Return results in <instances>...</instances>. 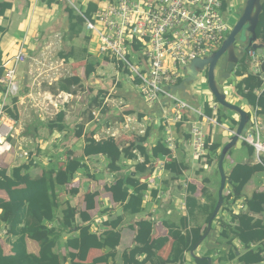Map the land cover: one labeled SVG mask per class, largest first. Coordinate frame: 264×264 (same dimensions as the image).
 Segmentation results:
<instances>
[{"label":"crops","instance_id":"obj_1","mask_svg":"<svg viewBox=\"0 0 264 264\" xmlns=\"http://www.w3.org/2000/svg\"><path fill=\"white\" fill-rule=\"evenodd\" d=\"M35 1L36 4H42L33 6L32 0H0L2 3L6 2L12 5L11 9L4 16L0 17V48L3 52V60L13 59L21 46L19 43L25 40L31 44L29 49H27L29 58L26 63L31 62L36 66H40L38 64H41L45 57H49V60L50 58L52 59V64H46L47 70L44 71L45 82L49 84L47 85L48 88L40 90L38 89L39 87L37 88L33 85L32 76L35 75L32 68L33 64H30V67L28 66L29 64H26L23 70L18 68V75L21 79L18 97L9 96L6 101L4 99V95H7L6 92L0 94V110L3 106L5 108L15 107L18 116V120H16L17 132L13 139L14 148L11 152L0 156V170L6 171L10 176L15 168L30 165L28 172L35 179L43 176L50 168L55 169L56 173L54 176L59 185L57 194L60 207L56 212V219L53 222L44 223L41 232L28 234L25 237L24 243L27 253L38 256L41 251L40 243L46 237V232L56 229L61 232V235L56 248L52 252L59 257L60 264H164L172 256L175 257L177 252L172 253L173 239L168 236L169 231L164 224L165 222L175 225V229H179L182 233L192 231V229L201 228L204 230L207 228L208 214L215 200H218L221 186L215 173L217 166L219 167L220 159H218L217 155H219L220 150L217 155H212L209 149L208 157H205L206 161L204 159L201 161L195 159L189 135L190 126L188 124H180L171 128L172 132L177 136L175 139L180 142L175 154L170 153L166 155L162 152L155 155L154 149H158V143L162 144L165 149H168L165 143L166 124L164 120L165 112L169 108L167 101L148 102L139 93L135 80L128 75L123 74L118 80L112 79L110 81L99 78L100 75L105 76L102 68H105V70L111 68L113 70V66L105 64L103 58L100 57L97 45H95L93 37L86 28H83L80 35L72 37L69 31V13L66 7L55 10V5L52 4L50 6V2L48 3L47 0L45 2ZM221 1H223L225 8L224 18L226 19L228 16L227 11L230 10L234 2L245 6L247 0ZM32 6L34 7V11L36 8L40 9L41 16H47L49 12L51 16H59L61 19L57 22L53 19L47 22L45 35H43V28L40 27V23L37 25V27H40V32L36 28L34 34H31L34 14L31 15L30 19L28 18L31 14ZM61 11H63L62 14ZM60 30L64 33V37L62 36V38L59 34ZM47 50L50 52H46ZM72 51H75L77 55L72 56ZM236 51L240 58L239 63L244 57V53L247 54L248 70L243 76L238 77L236 75L238 63L233 71L235 77L234 83L220 78L221 86L219 88L227 97H232V95L234 96L237 93L236 85L244 80L243 89L248 95L247 98L242 97L239 100H234L231 104L240 107L249 115L247 127L251 124L252 120H260L264 126V115L261 112L264 110V85L261 89H255L246 82L249 75L259 76L264 81V70L261 67V73L255 74L254 68L248 58L249 51L246 52L244 46L239 50L236 49ZM260 57L264 60L263 55H260ZM88 62L94 66L95 71L87 77L86 65ZM36 73H38V78L43 77V73H40L39 70ZM201 74L206 75V80L203 83L191 86L192 89H189V93L193 97L186 98L182 93L180 95L182 98H186L185 100L191 102L197 109H202L206 115L207 110H211V115L207 116L213 118V120L217 119L216 123L203 122L207 140L211 141V143L218 142L213 139V128L217 127V125L226 127V135L222 138V143L225 147L234 136L233 133L236 134L240 123V116L236 112L228 114L227 112L231 110L221 105L223 109H220L216 100L214 99L213 101L209 95H195L192 93L193 91L203 92L205 88L209 89L207 73L203 72ZM73 76L79 77L81 83L79 86L73 88V94L68 93L73 96L70 102L60 107L57 111H55L54 107H50L51 116L39 112L34 100L41 99L42 93L52 94L59 91V81ZM111 76L113 74L110 75L109 73L107 79H110ZM2 78H0V83ZM186 78L185 73L182 81ZM226 82H229V84H226ZM49 87H52V89ZM101 92L107 95L104 97L100 96ZM85 95L88 100L87 104L84 105L79 103V101L85 99ZM251 95L256 96V106L253 107L249 102L251 101ZM14 98H17L16 103L12 101ZM92 98H98V101L91 107L89 103ZM61 112L65 113L63 123L66 129L63 131L56 129L51 131L46 125L47 122L56 121ZM221 113H224L226 118L222 119L219 123L218 116ZM32 115L35 117H32ZM44 116L47 117L44 118ZM35 118L38 121H35ZM185 118L188 122L201 121L191 111L185 113ZM234 119L235 123H231L230 121ZM80 126H83V136L77 138L75 131ZM69 133H72V136H69ZM92 136L96 140L109 137L114 138L121 149H126L138 155L139 162H143L145 159L138 148L142 146L146 149V153L151 157L148 170L136 178H139L148 185V192L146 193L144 203L145 210L147 207H152V205L159 206L160 212L158 214L149 215L148 208L144 216L143 213L136 217L124 216L122 208L113 202L111 194L108 193L110 196L106 194L105 184L106 182L109 184L113 183L116 174L112 175L109 172L107 169L108 162L101 155L90 158L85 157L82 163L86 169H80L71 181L66 182L65 167L68 160L83 158L85 141ZM239 143H241L240 150L238 149ZM74 145H78L76 150H74ZM244 145H247V148ZM248 147L251 146L242 141L240 137L236 146L229 151L225 158L226 160L229 157L231 162L228 171H226L224 165L225 174L228 179L232 169L238 164H246L251 167L261 165L264 167V165L256 163L254 148L252 147L254 150L252 156L249 153ZM191 155L193 159H191ZM174 160L178 164L185 166L182 174L172 173L165 168L168 163ZM31 161H33L32 165ZM124 164H128V166L134 168L135 162L124 160L122 166ZM123 169V175H129L135 170L124 166ZM228 182L223 194V207L213 222L212 231L208 236L209 242L207 248L193 249L191 252H185L178 264H197V259H210L212 264H243L239 258L247 252V249L243 248V244H238L237 240L233 241V243L238 249L226 248L225 244L228 242V235L223 224L237 226L238 223L232 220L231 213L234 212L236 215L241 214L247 210L245 207L246 199L264 195V171L257 172L252 176L251 180L243 188L242 197L236 201H233L232 198L228 199V196L232 192ZM73 189L77 190L78 194L72 195L71 191ZM94 191H99V197L96 199L95 209L89 211L91 221L85 225L80 217V213L86 209L85 196ZM152 191H157L156 198L151 197ZM188 198L195 199L198 204L192 216L190 215L191 206L189 205L191 204H188ZM0 201H9L7 193L3 190H0ZM68 204L76 209L75 231L64 230L61 227L63 211ZM182 205H185L184 210H181ZM199 208L202 210L199 211ZM1 213L2 210L0 209V215ZM122 215L124 219L121 220V225L117 228L121 234V243L117 249H103L94 246L96 248L89 249L87 258L84 260L82 258L85 252L84 249H77L71 245L70 242L73 239L79 238L84 229L87 230L90 236L100 235L106 229H112L109 224L116 221L119 217L123 218ZM111 217L112 219H110ZM253 217L264 222V213L253 215ZM149 218L155 221L152 233L153 238L169 237V242L163 249H133L137 232L136 223L142 219ZM17 240L18 238L8 235L5 224H0V250L4 257L13 256L15 252H22V249H14ZM260 244H251L250 247L253 249L250 250H262L258 249ZM217 246L218 249H215ZM232 251L235 252L236 257L230 261L229 257ZM210 252L211 254L208 255ZM262 256L264 257V252ZM260 264H264V262Z\"/></svg>","mask_w":264,"mask_h":264},{"label":"trees","instance_id":"obj_2","mask_svg":"<svg viewBox=\"0 0 264 264\" xmlns=\"http://www.w3.org/2000/svg\"><path fill=\"white\" fill-rule=\"evenodd\" d=\"M51 6L58 0H47ZM263 12L260 16V21L256 29L258 38L264 36V1H263ZM12 7L11 3L1 2V12L0 17L4 16L5 13ZM99 6L98 3L90 1L87 4L86 9L77 10L74 8H67L69 13L70 22V35H80L85 27L86 20L94 22V14L97 12ZM264 38V37H263ZM264 43V40H261ZM250 50V47H246V52ZM244 57L240 60L237 76H243L248 70V60L247 54L244 53ZM77 55V53L72 51V56ZM5 63L3 60V52L0 48V78L5 75ZM95 71L94 66L91 63L86 65V76L88 77ZM250 86L255 89H261L264 85V81L259 76L249 75L246 79ZM138 83V79H135ZM244 80L236 85L237 93L243 97L247 98V94L243 89ZM81 79L79 77L73 76L65 78L59 81L58 89L61 92L72 93L73 88L79 86ZM6 92L5 86L0 83V94ZM100 96H106L104 92L99 94ZM13 103L17 102V98L12 100ZM98 101V98L90 99L89 106H93ZM250 105L256 106V96L251 95ZM6 112L15 120H18L17 110L14 108H5ZM264 115V110L261 111ZM207 115H211V110H207ZM65 113L61 112L56 121L47 122V127L52 131L54 129L63 131L66 129L64 122ZM226 118L224 113L218 116V122L220 123L222 119ZM75 135L77 138L83 136V126H80L76 131ZM208 142H211L208 140ZM245 147L247 145H244ZM222 148V143H212L209 147L211 154H218V151ZM247 148V147H246ZM140 153L144 157L143 162L138 161V155L131 153L126 149H121L114 138L109 137L106 139L96 140L94 136L86 139L84 147V157L83 158H73L68 160L65 167V179L66 182L71 181L76 173L80 169H86L85 165L82 163L85 157L90 158L93 156H103L106 158L108 164L107 169L110 173L116 174L113 183L106 185L105 190L111 194L112 200L115 204L122 208L124 216L136 217L140 215L144 210L145 196L148 192V185L142 182L138 175L144 174L148 170V166L151 161L150 155L146 153V149L142 146L139 148ZM250 155L253 156L254 150L252 147H248ZM170 154L168 149L158 143V149H154V154L159 153ZM218 159H220L219 155ZM208 157V156H207ZM135 162V170L129 175H123L124 171L122 163L123 161ZM210 162V160H209ZM33 161H31V165ZM166 169L175 174H182L185 170L183 164H178L177 161H172L165 166ZM30 165L15 168L11 175L9 176L6 171L0 170V190L7 193L9 197L8 202L0 201V209L2 213L0 215V224H5L7 228L8 235L18 238L17 243L14 245V249H22V252H15L13 256L4 257L0 250V264H60V259L53 254L52 250L56 248L58 240L60 238L61 232L56 229H51L46 232V237L40 243V253L38 256L27 253L24 239L28 234H37L42 231V225L44 223L53 222L56 219V212L60 207L59 197L57 194V188L59 185L55 179L54 174L56 170L51 169L46 171L43 176L39 178H32L29 174ZM264 167L261 165H256L251 167L250 165H236L230 175L228 185L231 188V194L228 199L236 201L242 197V191L244 186L251 180L252 176L257 172H263ZM204 192V190H203ZM73 195L78 194V191L73 189L71 191ZM157 191L151 192V197H157ZM99 197V191H94L88 193L85 196V211L80 213L82 221L89 224L91 217L89 211L95 209L96 199ZM188 204H191L190 215L192 216L194 210L197 208L198 204L195 199L188 198ZM218 200H215L211 211L208 214L207 223L209 222L211 216L214 213ZM246 211L239 215L231 213L232 220L237 222V226L224 225L227 230L228 242L225 244L227 249H238L233 241L237 240L238 244H243V248L247 249V252L240 256L239 260L243 264H260L264 262V257L262 253L264 252V222L257 220L253 215L264 213V195L258 196L257 198H249L245 201ZM202 209L199 208V211ZM123 216V215H122ZM119 217L116 221H113L109 225L112 229H106L100 235L90 236L87 230H83L79 238L73 239L70 243L77 249H84V255L82 258L86 260L89 249L96 248L94 246L103 249H117L121 243V234L118 231V227L121 225V220L124 219ZM168 228V236L173 239L172 253L176 252V256L168 259L164 264H178L182 255L185 252H191L195 249L196 244L205 234L207 228L202 230L201 228L192 229V231H187L182 233L179 229H175V225L164 223ZM208 225V224H207ZM185 226V225H183ZM61 227L64 230L76 229V209L70 204L67 205L66 209L63 211V221L61 222ZM137 232L134 239L133 249H163L165 245L169 242V237L164 238H153V231L155 227V221L149 219H142L136 223ZM209 237L203 242L199 247L203 246L207 248ZM260 244L258 251H253L250 247L251 244ZM224 245V244H223ZM203 247V249H204ZM198 248V249H199ZM1 249V248H0ZM218 249V246L215 248ZM211 252L208 254L210 255ZM209 257V256H208ZM235 252L232 251L229 260L235 259ZM197 264H209L207 259H197Z\"/></svg>","mask_w":264,"mask_h":264},{"label":"built area","instance_id":"obj_3","mask_svg":"<svg viewBox=\"0 0 264 264\" xmlns=\"http://www.w3.org/2000/svg\"><path fill=\"white\" fill-rule=\"evenodd\" d=\"M98 6L93 15L94 22L86 20L85 28L96 34L99 52L115 61L129 77L138 79L136 86L148 102L169 99L164 120L165 143L170 153L175 154L180 144L172 136L171 128L188 124L193 157L203 160L212 146L207 140L203 122L216 123L217 119L208 117L202 109L191 107L184 98H176L170 87L182 81L184 66L196 59L210 57L230 35L233 27L224 18L223 1L117 0L109 3V0H101ZM130 55H134L137 64L132 63ZM28 58V51L22 45L13 59L6 61V73L1 83L6 84L8 96H18L16 69ZM248 58L255 74H260L264 60L252 49ZM67 97L63 96L58 102L64 104ZM43 103L47 115L50 106L57 107L48 93L43 95ZM4 107L0 110V156L13 150L17 132L16 122L6 117ZM187 111L197 115L201 121L188 122L185 118ZM241 140L254 148L256 163L264 165V126L260 120H252Z\"/></svg>","mask_w":264,"mask_h":264},{"label":"water","instance_id":"obj_4","mask_svg":"<svg viewBox=\"0 0 264 264\" xmlns=\"http://www.w3.org/2000/svg\"><path fill=\"white\" fill-rule=\"evenodd\" d=\"M263 1L264 0H247L244 9L241 11L239 20L233 27L228 38L224 41L222 47L217 52L213 53L210 57L205 59H197L190 66L185 67L187 78L184 79L179 85L170 87L171 94L180 92L186 98L193 97V95L189 93L187 85L190 84V88L192 85H194L195 82L199 80L200 74L205 72L207 73V83L209 85V90L214 95L217 103L228 110L238 113V115L240 116V123L236 134L230 139V141L225 145V147L221 151L218 167L219 174L221 177V186L218 194V203L216 205L213 215L211 216L208 222L207 230L196 244L195 250H197L208 238L212 231L213 222L222 210L224 203L223 194L227 186V182L229 181L228 177L225 174L224 161L229 151L236 146L240 139V136L246 131V127L249 122V115L245 111H243L240 107L228 102L226 94H224L219 88L216 73H219L220 78L222 80L231 81L234 83L235 77L233 75V71L239 63L240 59L236 51V44L240 41V38L242 36L241 33L246 27L249 33L246 38L248 39V41L250 40L251 43L247 44V42H245V49L247 46H249L250 49H253L258 54L263 55L264 57V44L260 45L255 43V41L258 39L256 29L260 21V16L263 12ZM218 66L219 70H217ZM262 68L264 70V63ZM164 100L169 102L168 98ZM208 262L209 264H212L210 259H208Z\"/></svg>","mask_w":264,"mask_h":264},{"label":"rangeland","instance_id":"obj_5","mask_svg":"<svg viewBox=\"0 0 264 264\" xmlns=\"http://www.w3.org/2000/svg\"><path fill=\"white\" fill-rule=\"evenodd\" d=\"M3 1V0H2ZM46 0H44L43 2H45ZM90 1H95V2H98V4L101 2V0H60V1H58V2H55L54 3V8H55V10H59V9H62V8H74V9H77V10H81V9H83V8H85L86 6H87V4L90 2ZM105 1V0H104ZM117 2V0H109V3H116ZM36 1L34 2V0H32V5L33 6H37V5H41L42 3H38V4H36ZM102 5V4H101ZM32 6V9H31V14H30V16H29V18L28 19H30V17H31V15L32 14H34L33 15V22H32V29H31V34H34V31H35V29L36 28H38V31L40 32V27H42L43 29V35H45V30H46V28H47V22H50L51 21V19H53L55 22H57V21H60V17L59 16H51L50 15V13L48 12L47 13V16L46 15H43V16H41V14H40V9H35V11H34V7ZM49 6V5H48ZM244 9V6L241 4V3H238V2H234L233 3V5H232V7L230 8V10H228L227 11V13H228V16L226 17V20H227V22H228V24L231 26V27H234L235 26V24L237 23V21L239 20V18H240V15H241V11ZM37 10V11H36ZM36 12V13H35ZM63 13V11H61V14ZM53 21V22H54ZM38 23H40L41 25H40V27H37V25H38ZM49 25V24H48ZM60 25V24H59ZM59 34H60V36H61V38H62V36L64 37V33L60 30V32H59ZM89 34L93 37V41H95V45H97V50H98V54L100 55V57L101 58H103V61H105V64H111L112 66H113V70L111 69V68H109V69H106L105 70V68H102V71H104V75L105 76H99V78H101V79H106V80H108V81H110V80H112V79H119L123 74L124 75H127V74H125V72H122L121 71V69H119L118 67H117V64H116V62L115 61H113V60H111L110 58H108V57H106V56H104V55H102L100 52H99V40L97 39V36H96V34L94 33V32H89ZM242 36H241V38H240V41L236 44V49L237 50H239V49H241L243 46H244V44H245V42H247V44H250L251 43V41L249 40L248 41V39L246 38L247 37V35L249 34L248 33V31H247V27L246 28H244L243 29V31H242ZM264 36H261L260 38H258L256 41H255V43L256 44H263V42L261 41V40H264V38H263ZM250 39V38H249ZM19 45H23L25 48H26V51H28L27 49H29V47L31 46V44H29V42H27L26 40L25 41H21V43H19ZM20 46V47H21ZM46 52H50V51H46ZM52 55V54H51ZM51 57V56H50ZM208 58V57H207ZM46 59H47V61H46ZM199 59H205V58H199ZM52 59L50 58V60H49V57H45V59H44V61L43 62H41L42 64H38V65H40V66H36V65H34L33 63H22V64H19V66H18V68L19 69H21V70H23L24 69V65H26V64H29L28 66L30 67V64H33V69H34V76H32L33 77V80H32V82H33V85L35 86V87H39L38 89H40V90H44L45 88H48V86L47 85H49L48 83H46L45 82V76H44V71H46L47 70V66H45L46 64H52L51 61ZM130 60L132 61V63H134V64H137V61H136V59H135V57H134V55H130ZM197 60V59H196ZM195 61V60H194ZM193 61V62H194ZM193 62H191L190 64H188V65H186V66H184V68H183V71L186 73V71H185V67H187V66H190ZM48 65V66H49ZM37 70H39V72L40 73H43V77L41 78V77H39L38 78V73H36L37 72ZM217 70H219V66H218V69ZM16 73H17V79H18V81H19V93H20V88H21V79L19 78V75H18V69H16ZM109 73H110V75H112L113 74V76H111V78L110 79H107L108 78V75H109ZM187 76V75H186ZM216 77H217V83H218V85L219 86H221V79H220V76H219V73H216ZM205 80H206V75L205 74H201V77L199 78V80L197 81V82H195L194 83V86L195 85H197V84H200V83H203V82H205ZM229 84V82H226V84ZM2 85L3 86H5V87H7L6 86V84H3L2 83ZM32 85V86H33ZM189 86H190V84L189 85H187V87H188V89H192V87H190L189 88ZM137 87V86H136ZM233 87V86H232ZM50 89H52V87H49ZM234 88V87H233ZM139 90V93H140V89H138ZM53 91V90H52ZM53 92H55V91H53ZM19 93H18V95H19ZM193 94H195V95H203V94H206V95H209V97L214 101V99H215V97H214V95L210 92V90L209 89H207V88H205L204 89V91L203 92H195V91H193L192 92ZM45 93H42L41 94V99H39V100H34V102H35V106H36V108L38 109V111L39 112H41L42 114H44V115H47L46 113H47V111H46V106H45V104L43 103V95H44ZM50 94V97L54 100V103H55V105L57 106V107H54V109H55V111H57L60 107H63L65 104H67V103H69L70 102V100L73 98V96L71 95V94H68V93H66V92H61V91H57V92H55V93H49ZM141 94V93H140ZM181 93L180 92H177V93H175L174 95H175V97L176 98H181V95H180ZM65 95H67L68 97H67V102H65L64 104H61V103H59L58 101H59V99L60 98H63V96H65ZM5 97H4V99L7 101V97H9L8 95H4ZM142 96V95H141ZM18 97V96H17ZM143 97V96H142ZM231 98H233V99H231ZM242 97H240V95L239 94H234V96L232 95V97H227V99H228V102H230V103H232V102H234V100H239V99H241ZM87 100H88V98H87V96L85 95V99H81L80 101H79V103H81V104H87ZM189 102V101H188ZM217 102V101H216ZM189 104H190V106L191 107H194V105L191 103V102H189ZM218 104V103H217ZM4 105V104H3ZM2 105V106H3ZM218 106H219V108L220 109H223L219 104H218ZM50 107H52V106H50ZM231 112H233V111H229V112H227L228 114H232ZM50 113H52L51 111H49V116H51L52 114H50ZM233 113H235V112H233ZM5 115H6V117L8 118V119H12V120H14L15 122H16V128H17V121L15 120V119H13L7 112H5ZM32 117H35L34 115H32ZM47 116H44V118H46ZM35 121H38L36 118H35ZM231 123L233 122V123H235V119L234 120H231L230 121ZM226 135V127L225 126H221V125H217V127H215V128H213V139L214 140H216V141H218V142H220V143H222V138L224 137ZM69 136H72V133H69ZM172 136H174V137H177L176 135H175V133H172ZM191 137V136H190ZM192 138V137H191ZM223 144V143H222ZM238 149L240 150L241 148V143H239L238 144ZM78 148V145H74V150H76ZM223 148H224V144L222 145V148L220 149V153H221V151L223 150ZM238 151V150H237ZM220 153H219V157H220ZM191 159H193V157H192V155H191ZM204 160H205V158H204ZM206 161V160H205ZM134 163V162H133ZM196 163V162H195ZM134 165V164H133ZM224 165H225V168H226V171H228L229 170V166L231 165V162H230V158L228 157L226 160H225V163H224ZM124 167H130V168H132V169H135V165H134V168L132 167V166H128V164L127 165H123ZM215 173H216V177L219 179V181H220V185H221V177H220V174H219V171H218V166H217V170L215 171ZM113 175V174H112ZM107 184H109V183H107L106 182V184H105V186L107 185ZM111 184V183H110ZM107 192V191H106ZM108 196H110L109 194H108V192L106 193ZM73 195V194H72ZM104 195H105V193H104ZM112 198V197H111ZM149 208V212H148V214L149 215H153L154 213H159L160 211H159V206H153L152 205V207L150 206V207H147L146 208V210ZM184 208H185V206L184 205H182V207H181V210H184ZM146 210L145 211H143L142 213H143V216L146 214ZM141 213V214H142ZM140 214V215H141ZM114 218H115V216H113ZM110 219H112V217L110 218ZM204 247V246H203ZM203 247L202 248H199V249H203ZM204 249H205V247H204Z\"/></svg>","mask_w":264,"mask_h":264},{"label":"clouds","instance_id":"obj_6","mask_svg":"<svg viewBox=\"0 0 264 264\" xmlns=\"http://www.w3.org/2000/svg\"><path fill=\"white\" fill-rule=\"evenodd\" d=\"M216 52H217V51H216ZM178 85H179V84H178ZM176 86H177V85H176ZM174 94H175V93H174ZM184 99H186V98H184ZM163 100H164V99H163ZM167 103H168V102H167ZM13 119H14V118H13ZM242 135H243V134H242ZM242 135H241V136H242ZM241 136H240V137H241Z\"/></svg>","mask_w":264,"mask_h":264}]
</instances>
